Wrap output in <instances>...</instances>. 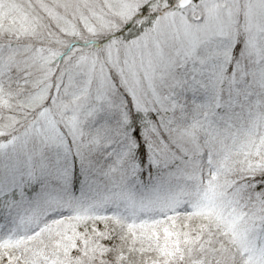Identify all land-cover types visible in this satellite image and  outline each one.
Segmentation results:
<instances>
[{"label":"snow or ice","instance_id":"1","mask_svg":"<svg viewBox=\"0 0 264 264\" xmlns=\"http://www.w3.org/2000/svg\"><path fill=\"white\" fill-rule=\"evenodd\" d=\"M0 264H264V0H0Z\"/></svg>","mask_w":264,"mask_h":264}]
</instances>
